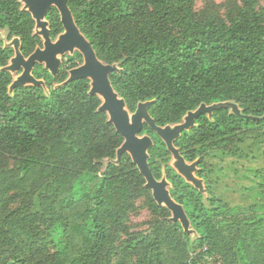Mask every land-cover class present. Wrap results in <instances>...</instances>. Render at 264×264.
I'll return each mask as SVG.
<instances>
[{
  "label": "trees",
  "instance_id": "obj_1",
  "mask_svg": "<svg viewBox=\"0 0 264 264\" xmlns=\"http://www.w3.org/2000/svg\"><path fill=\"white\" fill-rule=\"evenodd\" d=\"M195 1L68 5L99 60L117 67L110 80L132 114L152 102L151 117L165 127L203 104L234 102L242 115L264 117V0H230L226 17L213 9L198 13ZM46 19L57 40L64 32L59 11L52 8ZM0 29L20 39L25 57L43 48L21 0H0ZM14 55L0 39V264H264V165L245 174L251 185L243 188L244 205L215 194L216 168L207 166L220 155L264 164V120L218 110L175 142L187 163L201 167L207 201L144 126L142 135L154 141L150 169L172 185L193 238L169 220L170 210L154 200L131 156L118 160L124 138L100 111V97L90 94V80L67 82L68 70L54 77L36 64L33 75L49 93L32 85L11 93L14 76L3 69ZM140 199L163 220L147 234L129 225Z\"/></svg>",
  "mask_w": 264,
  "mask_h": 264
},
{
  "label": "water",
  "instance_id": "obj_2",
  "mask_svg": "<svg viewBox=\"0 0 264 264\" xmlns=\"http://www.w3.org/2000/svg\"><path fill=\"white\" fill-rule=\"evenodd\" d=\"M22 2V1H21ZM24 9L31 13L36 22V28L40 29L43 38V48H37L28 58L21 52L20 39L16 40L15 56L11 64L3 70L20 73L10 86L12 93L16 88L25 86H43L44 81L33 75L36 64L44 67L56 77L61 69V60L58 58L68 52L79 50L83 55L84 63L71 70L67 82L83 79L90 80V94L97 95L102 100L100 111L106 112L117 132L124 138V143L118 150V160L128 153L134 164L146 179V187L152 191L154 200L160 206H165L172 212V221L180 222L185 233L190 234V221L182 205L171 197L167 179L157 180L149 165V150L154 146V141L149 135H142L144 126L147 125L166 144L168 151L176 160L175 169L196 189L202 188V183L194 175L196 163L188 164L181 155L180 150L175 147V142L182 133L195 127L201 116L212 117L218 110L229 109L234 114L250 120H264L262 118L246 117L242 115L239 106L234 102H220L212 105H201L197 110L189 112L184 120L177 125L158 126L149 113L152 102L140 103L132 114L127 108L126 102L113 88L110 75L117 70L114 65L106 64L99 60L91 43L77 27L74 16L69 8L68 0H23ZM52 8H56L61 16L64 32L53 41L50 35L47 15Z\"/></svg>",
  "mask_w": 264,
  "mask_h": 264
},
{
  "label": "rangeland",
  "instance_id": "obj_3",
  "mask_svg": "<svg viewBox=\"0 0 264 264\" xmlns=\"http://www.w3.org/2000/svg\"><path fill=\"white\" fill-rule=\"evenodd\" d=\"M21 1H22L21 2L22 6L24 8L25 5L23 4V0ZM236 1L240 2V0H236ZM229 2L230 0H196L195 9L198 13H202L207 9L210 10L213 9L216 14L226 17L227 5ZM46 21L48 20L46 19ZM36 33L40 34V29L36 28ZM0 39L2 40L4 47L13 48L15 51L16 40L19 39L18 38L10 39L9 32L7 29H0ZM58 58L61 60V68L68 70L69 77L71 70L75 69V68L71 69L73 66L79 67L84 63L83 55L77 49H75L74 52H68L64 55H60ZM10 64L11 61L9 65ZM21 72L22 70L19 73H13L14 80H16L20 76ZM40 80L44 81L43 79ZM59 85L60 84L56 83L53 87H57ZM43 87L45 92L48 94L49 88L47 87L45 82ZM108 163L109 161L106 160L103 167H106ZM175 163L176 160L172 156L170 165L174 169H175ZM193 163L197 164L194 170V175L196 176L197 180L202 183V188L198 190L203 193L204 199L205 201H207L209 199V193L207 190L206 182L203 178L197 175L198 172H200L202 169L201 167H199L197 161ZM193 163H188V164H193ZM207 164H208L207 166L216 168V171L210 175V179L213 182V187H215L214 188L215 194L219 196L220 199L224 201H228L231 205L245 204V199L243 196V192L245 190L243 188L244 186L251 185V181L248 179L246 180L244 176L245 174L246 176L247 175L250 176L249 175L250 171H254L256 168H260L261 166L264 165L262 161H242L231 155H226V156L220 155L218 157H210L207 160ZM162 179H166V176L164 175ZM168 188L169 190L172 188V185L170 183ZM169 220L172 221V217L169 218ZM162 221L163 220L159 215L151 214V212L148 209L146 201L144 199H140L136 202V210L130 215L129 225L131 227L132 232L147 234L152 231V226H154V223L162 222ZM190 230L191 233L189 235L195 238L197 235L193 231L191 226H190Z\"/></svg>",
  "mask_w": 264,
  "mask_h": 264
},
{
  "label": "flooded vegetation",
  "instance_id": "obj_4",
  "mask_svg": "<svg viewBox=\"0 0 264 264\" xmlns=\"http://www.w3.org/2000/svg\"><path fill=\"white\" fill-rule=\"evenodd\" d=\"M50 29V28H49ZM54 41V40H53Z\"/></svg>",
  "mask_w": 264,
  "mask_h": 264
}]
</instances>
